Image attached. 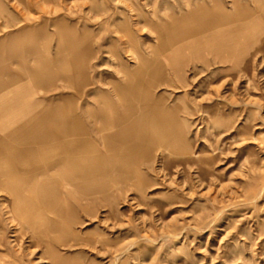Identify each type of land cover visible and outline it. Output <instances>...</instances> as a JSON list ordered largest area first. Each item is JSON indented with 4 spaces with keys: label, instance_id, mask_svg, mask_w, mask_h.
<instances>
[{
    "label": "rangeland",
    "instance_id": "374dc122",
    "mask_svg": "<svg viewBox=\"0 0 264 264\" xmlns=\"http://www.w3.org/2000/svg\"><path fill=\"white\" fill-rule=\"evenodd\" d=\"M222 13L164 44L193 14ZM194 41L207 51L174 55ZM146 80V109L185 145L109 137L105 115L144 111ZM0 85V264H264V0H0ZM65 122L94 190L70 186L39 145L34 173L4 149ZM34 178L59 188L60 209L18 213ZM42 214L55 222L33 228Z\"/></svg>",
    "mask_w": 264,
    "mask_h": 264
},
{
    "label": "bare ground",
    "instance_id": "6f19581e",
    "mask_svg": "<svg viewBox=\"0 0 264 264\" xmlns=\"http://www.w3.org/2000/svg\"><path fill=\"white\" fill-rule=\"evenodd\" d=\"M228 16L229 14L222 13L220 14L219 20L216 19L213 21L211 19H207L206 17H204L203 14L202 15L193 14L192 16H190V21H187L186 23L176 24L173 26L171 25L172 27L169 33L170 35L167 36V40L164 42V44H168L172 40L179 43L181 40L187 37L194 36V35L196 36L198 33L211 30L213 26H216L217 24L222 23L225 20H227ZM232 20L233 19H231L230 21ZM226 35L225 37L229 36V35L227 36ZM203 44L204 43L202 41H198V42L194 41L191 44L183 47L182 49L177 47L173 52L175 56H180L181 58H183L188 54L200 53L201 49H203L202 52L207 51L204 48V46H202ZM211 44L215 47L220 46V42L212 38H211ZM181 55H183V57ZM15 81H16L15 82L16 84L17 83L20 84L18 80H15ZM148 83L150 82L146 80L142 86L143 89H142L141 102L144 105V109H143L144 111L129 112L128 114L127 113L126 114L116 113L113 119L110 118V116L105 115L108 126H112L114 129L117 126L119 127L118 130L116 129L112 131L109 137L110 138L112 137V139L116 140L117 142L123 143L127 151H132V150L135 151V149H137L138 147H144L148 144H151L152 142H162L166 146V148H177L176 146H174V143L175 142L177 143V141H179V144H182V146L185 145L180 138L177 139L176 141L175 137L172 135V132L169 131L170 129L165 125V123L157 119L156 112L153 113L152 110L149 111L148 108L146 109L147 102L150 100V96H149L150 85ZM0 86H3V85H0ZM3 88L1 87V89ZM13 93L16 94V93H21V92H13ZM2 97L4 96L2 95ZM3 101L4 100H2V102ZM164 126L166 127L165 130H164ZM57 127H58L57 132L59 133V136L57 137H54L53 134L50 133V131H48V129L47 130L37 129L34 127V129L32 128L29 131L30 134L28 135L29 137H27L29 141V145L26 148L20 149L15 146L14 147L7 146V147H4V149H7V151H9V155L13 158L16 164L27 166L28 168L27 172H31V170L33 169L32 172L34 173L36 172V170L33 168L35 165L34 160L37 156V150L39 148L38 147L39 145L40 151L43 152L46 157L45 162L47 161V166L56 167L61 172L63 171L64 173L65 172L69 173L67 182L70 186L76 189H83L86 191L94 190V186L92 185V183L95 181L92 177L95 171L87 169L85 173H82L83 167H86L87 165H89V163L86 161V157L84 156L81 157L77 154L76 150H77V147L80 145V141L76 139L65 140V137H74L75 135H78L79 128L72 122L71 123L65 122V123H62L61 125L60 124L57 125ZM168 132H170L171 136L169 135ZM2 146H5V145H2ZM61 152H64V154H61ZM25 155H28L33 161L27 162V160H25ZM121 161L123 163V159L119 160L120 165H122ZM114 164L117 165L116 163ZM29 167H32V168L29 169ZM71 169L75 173L74 175H70L72 171ZM131 173L132 172H129L127 170L119 169L117 171L118 176L116 177H118L119 179H122V178L129 179V174ZM38 182L39 180L34 178L31 180V183L27 185L26 190L29 191L30 196L26 194H19V196H17V198L15 199V203H14L16 204L15 209L18 210L19 214H21L19 205H26L29 207L30 206H41V207L44 206L47 208V210H50V209L53 210V208H56V207H58V209L61 208L60 207L61 205H58V195H59L58 189L59 188L56 187L49 180L46 182L43 180L42 183H38ZM54 222H55L54 219L42 214L41 216H39L37 221L35 220V222L32 223L31 226L33 228H38L41 226H45L48 223L51 224Z\"/></svg>",
    "mask_w": 264,
    "mask_h": 264
},
{
    "label": "crops",
    "instance_id": "0c3cea01",
    "mask_svg": "<svg viewBox=\"0 0 264 264\" xmlns=\"http://www.w3.org/2000/svg\"><path fill=\"white\" fill-rule=\"evenodd\" d=\"M11 55V54H10ZM17 71H18V74L17 75H12V78H21V79H24V81L26 80V77H24L25 75V66H24V63L22 61H18L17 64H16V68Z\"/></svg>",
    "mask_w": 264,
    "mask_h": 264
}]
</instances>
